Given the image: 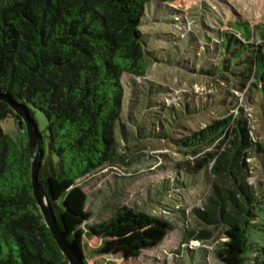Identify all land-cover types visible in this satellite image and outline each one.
<instances>
[{
    "label": "trees",
    "instance_id": "1",
    "mask_svg": "<svg viewBox=\"0 0 264 264\" xmlns=\"http://www.w3.org/2000/svg\"><path fill=\"white\" fill-rule=\"evenodd\" d=\"M151 1L175 0H0V94L21 104L32 121L43 152L38 182L83 264H88L81 228L87 194L77 181L107 166L127 165L139 157L130 154L132 148L144 146L122 119L121 77L146 73L140 25ZM219 45L220 63L206 71L211 80L233 83L245 94H264V42L225 33ZM235 109L189 133L164 125L147 135L139 132L185 153L189 158L176 163L179 169L209 170L208 203L193 212L213 228L225 225L226 241L216 251L225 264L243 263L246 228L258 203L248 182L249 159L260 154L264 160V146L254 140L243 108ZM35 110L46 118L43 132ZM9 115L24 128L0 100V121ZM24 134L17 143L0 130V264H69L33 198ZM118 221L115 215L108 223ZM211 237L205 230L197 235Z\"/></svg>",
    "mask_w": 264,
    "mask_h": 264
},
{
    "label": "rangeland",
    "instance_id": "2",
    "mask_svg": "<svg viewBox=\"0 0 264 264\" xmlns=\"http://www.w3.org/2000/svg\"><path fill=\"white\" fill-rule=\"evenodd\" d=\"M140 30L146 73L122 75V119L136 142L144 146L132 148L130 154L139 157L127 165L107 166L77 181L87 194L81 225L86 261L225 264L216 253L226 241L225 225L213 228L193 212L208 203L209 170L179 169L176 163L189 158L185 153L168 140H147L139 132L147 135L164 125L189 133L235 111L238 105L249 120L254 140L264 146V94H245L233 83L212 81L206 73L220 63L219 43L225 33L264 42V0L151 1L145 5ZM194 109L199 111L190 115ZM34 118L43 132L44 114L35 110ZM0 130L17 143L25 140V129L11 115L0 121ZM252 156L248 182L258 203L246 228L242 264H264V160L260 154ZM115 215L118 223L109 224ZM202 230L212 237L197 239Z\"/></svg>",
    "mask_w": 264,
    "mask_h": 264
},
{
    "label": "water",
    "instance_id": "3",
    "mask_svg": "<svg viewBox=\"0 0 264 264\" xmlns=\"http://www.w3.org/2000/svg\"><path fill=\"white\" fill-rule=\"evenodd\" d=\"M0 100L5 101L11 111L18 115L21 119V122L24 124L30 157L29 175L31 180L32 194L43 217L45 225L47 226L51 236L53 237L54 241L56 242L57 246L59 247L61 253L68 261V263L83 264L72 246L69 244L66 237L59 230L47 196L42 186L38 182L37 174L43 152L40 148V143L38 141L35 129L33 127L32 121L28 117L26 109L21 104L13 101L8 95L0 94Z\"/></svg>",
    "mask_w": 264,
    "mask_h": 264
}]
</instances>
